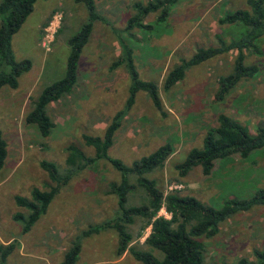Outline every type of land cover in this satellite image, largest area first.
I'll return each instance as SVG.
<instances>
[{"label":"rangeland","instance_id":"obj_1","mask_svg":"<svg viewBox=\"0 0 264 264\" xmlns=\"http://www.w3.org/2000/svg\"><path fill=\"white\" fill-rule=\"evenodd\" d=\"M147 1L93 0L96 11L108 24L93 23L79 54L74 85L46 106L53 123L46 137L26 124L24 115L39 91L63 76L68 54L66 41L86 20L85 9L74 0H36L12 35L14 58L28 59L30 68L18 77L15 88H0V131L6 143L0 170V244L16 243L5 264H58L71 240L79 244L74 264H140L126 251L115 255L114 229L79 236L89 226L113 217L115 196L107 190L111 181H119L120 174L104 159L69 170L64 164V148L71 143L79 146L85 156H93V149L83 144L81 135L101 136L111 117L124 110L129 79L123 66L110 69V62L120 49L113 29L123 28L132 14L131 4ZM248 8L245 0H176L169 6L166 24L157 28L162 30L161 34L157 35L154 29L141 32L134 28L131 38L123 35L132 47L139 78L157 85L163 113L153 106L145 91L135 92L107 154L129 166L168 143L172 153L163 166L142 175L153 180L154 187L163 194L175 190L219 208L227 198L244 199L258 189L264 190L262 149L253 151L247 159L236 155L216 159L208 175L201 174L197 166L183 175L176 168L190 148L201 147L205 130L215 125L218 113L233 117L249 133H254L257 125L264 126V35L255 48L243 51V65H253L257 72L236 82L220 101L214 97L217 79L232 71L235 50L189 67L182 80L168 90L162 89L167 70L179 58L188 57L194 48L214 44L215 33L237 38L243 31L242 26L220 25L216 20L228 11ZM156 14L145 15L143 23L153 22ZM41 160L54 163L59 175L69 177L59 185L46 211L23 234L19 222L13 221L11 215L25 210L17 207L12 197H29L32 187L46 189V185L52 184L39 166ZM136 177L127 176L129 183L135 185L126 194L127 205H141L146 201L144 188L135 184ZM157 215L169 217L163 208ZM139 224L140 219L135 217L134 224L128 228L134 237L132 245L143 250L146 247L142 242L149 227L135 237ZM199 239L204 246L203 264H236L242 257L254 261L253 249L264 248V206L254 205L237 212L220 222L213 236ZM153 254L161 257L159 251Z\"/></svg>","mask_w":264,"mask_h":264},{"label":"trees","instance_id":"obj_2","mask_svg":"<svg viewBox=\"0 0 264 264\" xmlns=\"http://www.w3.org/2000/svg\"><path fill=\"white\" fill-rule=\"evenodd\" d=\"M35 1L0 0V88L3 86L15 88L18 77L30 68L28 59L16 60L14 58L11 37L31 12ZM74 1L83 5L86 20L74 34L67 38L68 54L64 74L60 79L45 85L39 91L31 100L23 119L26 124L33 126L41 137H46L53 127L46 106L68 93L75 83L79 54L90 36L93 23L102 21L108 24L107 20L96 11L93 0ZM175 1L149 0L145 4L134 2L130 5L132 14L127 17L123 28L113 29V33L118 35L120 49L119 54L110 62V69L123 66L129 79L124 110L116 112L111 117L101 136L81 135L83 144L93 149V156H85L79 146L71 143L64 148L66 153L64 164L69 170L81 169L83 165L91 164L96 159H104L120 174L119 181H111L107 190L115 196L116 208L113 217L99 225L89 226L82 230L79 236L85 237L101 229H114L117 236L115 255L119 256L126 251L140 264H203L204 246L200 237L213 236L220 222L239 211L248 210L254 205L264 206L263 189L256 190L248 198H227L223 200L219 208L205 205L193 196L181 195L175 190L163 194L160 189L154 187L153 180H148L142 175L163 166L164 161L172 153V148L168 143L158 146L154 151L132 162L129 166L107 154L125 110L133 103L135 92L145 91L153 106L163 113L157 85L139 78L134 65L132 47L124 40V37L131 38L134 28L141 32L154 29L157 35L161 34L162 30H158V27L166 24L169 6ZM246 4L248 9L228 11L216 20L220 25L239 24L243 28L242 33H239L237 38H233L232 34L215 33L213 35L214 44L195 46L196 48L188 57L179 58L178 62L167 70L162 79L163 90H168L182 80L189 67L230 50L236 52L232 71L225 76L218 77V88L214 93L216 101L223 99L236 82L250 78L257 72L253 65H243V51L255 48L258 39L264 35V0H246ZM151 12H157L154 21L143 23L145 15ZM215 121V125L205 130L201 147L190 148L184 160L176 165L181 175L196 166L200 168L201 174L208 175L216 159L232 155L247 159L253 151L264 150V126L257 125L254 133H249L244 125L224 113H218ZM5 156L6 143L0 131V170ZM39 166L47 173L52 184L46 185V189L32 187L29 197L13 196L14 204L25 210L24 213L16 211L11 215L13 221L19 222L20 233L29 231L33 223L45 212L48 203L58 191L59 185L66 183L69 177L68 174L59 175L52 162L41 160ZM131 174L137 176L135 184L141 185L145 190L146 201L141 205L126 204V194L135 187L134 183H129L127 180V176ZM161 207L169 213L168 218L157 215ZM135 217L140 219L135 237H138L141 230L149 227V232L142 242L146 247L143 250H139L131 243L134 237L128 226L134 224ZM15 246L14 241L0 244V264H5L6 257ZM78 251V242L71 240L69 249L58 264H74ZM155 251L161 253L160 258L153 254ZM253 256L254 261H248L242 257L237 260L236 264H264V248L263 250L253 249ZM221 264L227 263L222 262Z\"/></svg>","mask_w":264,"mask_h":264},{"label":"crops","instance_id":"obj_3","mask_svg":"<svg viewBox=\"0 0 264 264\" xmlns=\"http://www.w3.org/2000/svg\"><path fill=\"white\" fill-rule=\"evenodd\" d=\"M34 3H35V2H34ZM245 3H246V0H245ZM2 167H3V166H2ZM20 196H21V195H20ZM12 198H13V197H12ZM45 211H46V210H45ZM19 230H20V228H19ZM29 230H30V229H29ZM27 232H28V231H27ZM27 232H26V233H27ZM23 234H24V233H23Z\"/></svg>","mask_w":264,"mask_h":264},{"label":"built area","instance_id":"obj_4","mask_svg":"<svg viewBox=\"0 0 264 264\" xmlns=\"http://www.w3.org/2000/svg\"><path fill=\"white\" fill-rule=\"evenodd\" d=\"M161 208H163V207H161ZM164 209V208H163ZM164 217V216H163Z\"/></svg>","mask_w":264,"mask_h":264}]
</instances>
